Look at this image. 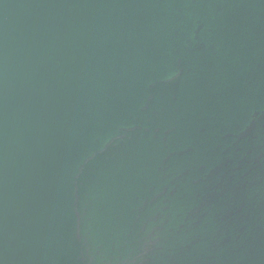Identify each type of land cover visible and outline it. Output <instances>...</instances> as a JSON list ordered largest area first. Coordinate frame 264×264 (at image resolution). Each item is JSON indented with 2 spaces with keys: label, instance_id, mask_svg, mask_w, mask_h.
<instances>
[{
  "label": "water",
  "instance_id": "water-1",
  "mask_svg": "<svg viewBox=\"0 0 264 264\" xmlns=\"http://www.w3.org/2000/svg\"><path fill=\"white\" fill-rule=\"evenodd\" d=\"M0 264H264V0H0Z\"/></svg>",
  "mask_w": 264,
  "mask_h": 264
}]
</instances>
